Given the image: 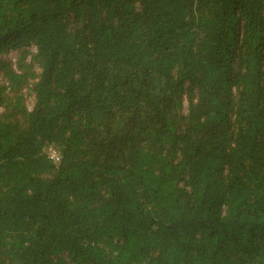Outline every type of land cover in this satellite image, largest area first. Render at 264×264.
<instances>
[{"label": "trees", "instance_id": "obj_1", "mask_svg": "<svg viewBox=\"0 0 264 264\" xmlns=\"http://www.w3.org/2000/svg\"><path fill=\"white\" fill-rule=\"evenodd\" d=\"M0 264H264V0H0Z\"/></svg>", "mask_w": 264, "mask_h": 264}, {"label": "rangeland", "instance_id": "obj_2", "mask_svg": "<svg viewBox=\"0 0 264 264\" xmlns=\"http://www.w3.org/2000/svg\"><path fill=\"white\" fill-rule=\"evenodd\" d=\"M6 58L10 60L11 62H14L16 60V55L14 53L13 54L11 53L7 55ZM25 95H26V104L29 105L31 102V97L29 95L27 96V93H25Z\"/></svg>", "mask_w": 264, "mask_h": 264}]
</instances>
